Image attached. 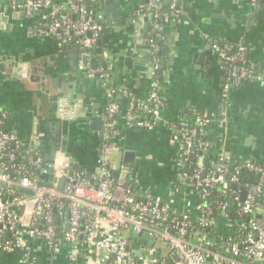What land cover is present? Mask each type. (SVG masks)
I'll return each mask as SVG.
<instances>
[{"label": "crops", "instance_id": "1", "mask_svg": "<svg viewBox=\"0 0 264 264\" xmlns=\"http://www.w3.org/2000/svg\"><path fill=\"white\" fill-rule=\"evenodd\" d=\"M12 1L0 0V111L7 113V129L24 147L46 160L54 158L63 141L66 148L77 147L74 139L82 141L76 150L79 145L89 148L87 109H99L105 115L106 97L101 83L88 77L87 71L101 65L114 83L134 88L137 99L148 96L152 73L159 72L161 114L166 121H192L197 115L208 119L207 165L224 155L264 167V0L255 6L249 0H178L179 13L170 12L160 22L136 10V0H111L109 5L116 8L111 17L115 26L104 48L106 56L100 53L103 63L96 58L95 68L91 62L86 67L78 45H60L55 38L39 34L47 24L45 14L18 13L11 9ZM52 1L66 4L69 0ZM93 1L105 23L106 11L98 8L104 0ZM151 39L164 49L156 65L150 56ZM214 41L243 45L256 69L254 77L231 85L225 101L226 70L211 47ZM67 102L81 114L76 122L57 116L58 109L69 110ZM123 125V121L118 124L121 132L115 140L112 165L123 164L122 150H133L134 164L128 166L137 179L136 189L143 196L161 197L180 207L189 192L180 185L178 145L167 127L161 123L145 130ZM154 174L159 181L149 182L147 178ZM97 253L87 245L75 255L66 243L51 249L28 241L25 247L3 255L0 264H93Z\"/></svg>", "mask_w": 264, "mask_h": 264}, {"label": "built area", "instance_id": "2", "mask_svg": "<svg viewBox=\"0 0 264 264\" xmlns=\"http://www.w3.org/2000/svg\"><path fill=\"white\" fill-rule=\"evenodd\" d=\"M249 2L257 4V0ZM169 8L174 15L179 13L175 0ZM11 9L28 15L45 14L47 24L39 34L55 38L60 45L74 41L89 66L95 43L105 29L104 16L93 5L86 0H69L66 4L13 0ZM143 11L155 22L163 14L158 0H147ZM150 46L153 52L159 49L154 39ZM211 47L225 66V101L233 83L256 73L244 62L243 45L214 41ZM101 54L106 56L104 48ZM156 62L153 58L154 65ZM88 69L87 76L101 83L106 99L113 93L127 95L123 84L121 90H115L103 66ZM152 74L153 87L148 96L135 102L145 116H131L127 127L151 130L161 123L167 127L178 145L180 185L189 192L182 205L176 207L161 197L143 196L132 188L137 179L130 167L112 165L119 136L116 101H109L105 110L107 120L98 146L100 172L89 175L71 170L62 152L46 160L24 147L8 131L7 113L0 111V181L31 191L24 195L0 187V258L25 247L28 241H36L51 249L66 243L75 255L81 246L92 247L98 251L93 264H264V167L250 159L229 163L230 158L224 155L207 165L205 156L198 154L196 168L184 171L193 151L210 146L206 140L195 139L209 121L201 115L195 117L194 125L185 119L166 121L161 114L163 82L159 83L155 71ZM23 150H27L26 161L20 160ZM43 175H50L51 182L42 179ZM14 191L18 194L10 195Z\"/></svg>", "mask_w": 264, "mask_h": 264}, {"label": "water", "instance_id": "3", "mask_svg": "<svg viewBox=\"0 0 264 264\" xmlns=\"http://www.w3.org/2000/svg\"><path fill=\"white\" fill-rule=\"evenodd\" d=\"M111 3V0H104L102 4L99 5L100 10H105L107 17L105 21V29H104V35L102 38L98 39L97 44L100 46L104 42V46L107 47L108 42H109V37L113 33V28L114 24L112 22L113 14L116 11L115 6L109 5ZM168 17V15H167ZM97 53L100 54L102 49L99 47L97 50ZM84 60V59H83ZM85 62V60H84ZM91 67L95 68L97 66V59L96 57H93L91 60ZM29 65H27L28 71ZM69 106V110H62L61 108L58 109L57 116L61 120H70L69 122H76L79 118L78 115H81L77 110L74 112L71 110L72 106L70 105L69 102H67ZM87 114H89L87 117H85V120L89 123V132H90V146L88 149H83L80 144L82 141L74 139L75 144H77V147L75 148H66V142L63 141L62 145L57 147L55 149V152L59 151L62 152L67 158L69 162V166L71 170H76V171H84L86 172V175H89L90 173H99L100 172V165L98 162V157L96 158L97 155V146L99 143V138H100V133L103 131L107 117L100 113L99 109H93V108H88L87 109ZM76 150V152H75ZM82 157H85L86 163L82 162ZM134 158H135V153L133 150L130 149H125L122 150V163L126 165H133L134 164ZM203 162V161H202ZM42 179L46 180L47 182H51V179H47L45 175L42 176ZM63 185V180H60L58 183V187L61 189ZM0 187H8L14 190H17L19 193L24 194V195H29L31 194V191L29 189H24V188H17L15 185H9L7 183H4L0 181ZM57 222V219H55Z\"/></svg>", "mask_w": 264, "mask_h": 264}, {"label": "trees", "instance_id": "4", "mask_svg": "<svg viewBox=\"0 0 264 264\" xmlns=\"http://www.w3.org/2000/svg\"><path fill=\"white\" fill-rule=\"evenodd\" d=\"M172 1H174V0H167V1H165V0H158V3L160 4L161 9L163 10V14L160 17L159 22L161 20H164V17H165L166 14H170L171 11H170L169 5H170V3ZM175 1L177 2V4H179L178 3V0H175ZM93 2H94L93 0L92 1L91 0H86V3L87 4H89V5L91 4V6L93 5V8H95ZM257 2H258V0H257ZM146 3H147V0H136L135 9L136 10L137 9H142L143 10ZM36 13H38V12H36ZM103 35H104V33L102 34L101 38L103 37ZM154 41L158 45L159 49L156 52L151 51V55L150 56H151V58H155L156 60H158V59H160V57L163 58L164 49H162V45H161V43L157 39H154ZM218 43H220V42H218ZM69 44H75V43H74V41H72ZM99 47L101 49L105 48L104 42L100 46L97 44V42L95 43V46H94V48L92 50V55H93V57L98 58L101 63H103L100 54H98L97 51H96ZM243 59H244V62H245L246 65L253 67L252 63H250V61L248 60V58L245 55H244V58ZM253 70H254V73H255V71H256L255 67H253ZM157 71H160V70L157 69ZM158 73L156 74V78L158 79L159 83H162L163 82L162 81V78H161L160 74H158ZM113 86H114V88H115L116 91L117 90H121L122 87H123V85L121 83H118V84L117 83H113ZM125 88L127 90V95L122 96V97H119V95L113 93L111 95V98H109V99L107 98L106 99L105 110H106L107 106L109 105L108 104L109 101L110 102L111 101H116L118 103V105H119V110H118V113L115 115V118L118 120L119 123H121V121H123V123H124L123 127L124 128H128L127 127L128 126L127 125V119H129L133 115L136 116V117H138V118H144L145 113L143 111H141L140 109H137V106L135 105L137 96H136V91L134 90V88H131L130 86H125ZM194 119L192 121H189V120H186L185 119V121L189 125H194V121H195ZM168 122H171V120H168ZM5 125L7 127V121H6V124ZM116 128L118 129V131L120 133L121 132L120 126L117 125ZM132 128L141 129L139 127H133V126L131 127V129ZM195 139L196 140H206V141H208L211 144V139H210V137L208 135L207 127H205L203 133H201L200 135L198 134ZM209 147L206 150H203V151H197V152L196 151H193L189 155V157L187 159L188 161H186V163L184 164L183 170L184 171H187V172H190L192 169L196 168L197 163H198V154H202V155H204L206 157L207 151H208ZM20 160L21 161H26L25 158H20ZM236 161H239V160L230 159V162L229 163H233V162H236ZM112 173L114 174L115 172L112 171ZM242 179H241V181H242ZM132 188L133 189H136V186L133 185ZM17 194H18V192L17 191H14L10 195H17ZM58 231H59V226L57 227V233H58Z\"/></svg>", "mask_w": 264, "mask_h": 264}, {"label": "rangeland", "instance_id": "5", "mask_svg": "<svg viewBox=\"0 0 264 264\" xmlns=\"http://www.w3.org/2000/svg\"><path fill=\"white\" fill-rule=\"evenodd\" d=\"M112 164H113V160H112ZM157 174H154L153 176H149L148 178H147V180L149 181V182H151V181H153V180H156V181H159L158 180V177L156 176ZM156 183H158V182H156ZM157 185V184H156Z\"/></svg>", "mask_w": 264, "mask_h": 264}]
</instances>
